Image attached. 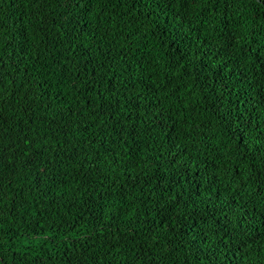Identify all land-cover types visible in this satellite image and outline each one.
<instances>
[{"label": "trees", "instance_id": "16d2710c", "mask_svg": "<svg viewBox=\"0 0 264 264\" xmlns=\"http://www.w3.org/2000/svg\"><path fill=\"white\" fill-rule=\"evenodd\" d=\"M0 264H264V0H0Z\"/></svg>", "mask_w": 264, "mask_h": 264}]
</instances>
